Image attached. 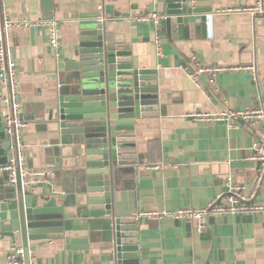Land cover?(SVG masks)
<instances>
[{
    "label": "crops",
    "instance_id": "crops-1",
    "mask_svg": "<svg viewBox=\"0 0 264 264\" xmlns=\"http://www.w3.org/2000/svg\"><path fill=\"white\" fill-rule=\"evenodd\" d=\"M1 1L0 17L17 22L7 30L6 44L17 69L22 115L29 123L21 137L23 169L48 172L31 186L38 198L64 203L65 211L72 212L86 190L79 130L73 123H59L52 109L61 88H70L71 72L61 65L71 59L82 27L102 23L110 37L130 46L140 67L156 69L160 98L157 115L135 120L136 159L121 167L113 182L117 214L205 208L229 192V183L249 202L264 203V167L251 159L254 141L264 139V119L255 127H237L233 121L193 116L264 103V15L245 10L256 0H213L208 24L198 21L192 32L187 24L182 37L137 19L158 13L159 0ZM23 20L58 22L60 59L49 43L48 28ZM195 63L255 64L258 80L247 70H231L208 85L206 76L195 80L189 75ZM6 92L0 82V95ZM2 102L0 96L4 118L9 108ZM13 154L11 148L9 157ZM139 222L141 264H264L262 212L216 214L201 232L193 221L171 216L141 217ZM105 227L107 221L91 219L97 239L85 251L67 249L61 240L40 243L30 249L31 264H107L101 240ZM13 249L0 246V264H8Z\"/></svg>",
    "mask_w": 264,
    "mask_h": 264
},
{
    "label": "water",
    "instance_id": "water-1",
    "mask_svg": "<svg viewBox=\"0 0 264 264\" xmlns=\"http://www.w3.org/2000/svg\"><path fill=\"white\" fill-rule=\"evenodd\" d=\"M158 13L161 26L182 37L187 24L191 32L198 21L208 24L213 0H159ZM61 67L71 72L70 88H61L52 114L79 130L86 190L76 210L68 212L64 203L51 204L24 187L18 162L14 184L8 172H0V246L23 248L27 264L30 249L43 242L61 240L74 252L89 250L97 239L91 219L99 218L107 221L101 238L107 264H141L139 219L117 214L113 182L121 167L136 159L135 120L158 114L157 71L140 67L130 46L110 37L102 23L82 27L71 59ZM11 148L16 154L17 137L6 132L0 116V165L8 163Z\"/></svg>",
    "mask_w": 264,
    "mask_h": 264
},
{
    "label": "built area",
    "instance_id": "built-area-1",
    "mask_svg": "<svg viewBox=\"0 0 264 264\" xmlns=\"http://www.w3.org/2000/svg\"><path fill=\"white\" fill-rule=\"evenodd\" d=\"M245 10L251 11L258 15H264V0H256L255 5ZM139 21L153 22L158 28L161 16L157 12H149L137 17ZM27 24H39L48 28V38L50 45L55 49L57 59L61 57L60 37L58 31V22L56 20H41V21H27ZM17 22L9 17H0V82L2 86L7 89L3 96V102L9 108L8 113L3 118L6 132L15 134L17 137V153L9 158L7 164L0 165V172H8L10 174L11 183L16 182V163L21 166L22 182L24 187H31L41 181V178L48 174L44 170H25V152L21 143V137L24 130L29 123L24 119L21 109V101L19 96V81L17 75L16 65L10 56L6 44V33L10 27H13ZM157 46L160 45V35L157 33ZM231 70H247L250 72L254 81L258 80L257 67L255 64L245 66H225V65H200L195 63L188 71L189 75L197 80L198 76L204 75L207 77L208 85H216L217 76L219 73ZM193 116L208 118L210 120H228L233 121L238 127L240 123H246L250 127H255L260 120L264 119V103L260 107H246L242 110L230 109L216 115L207 113H197ZM252 149L254 154L251 159L259 161L264 167V139H256L253 143ZM229 192L220 195L215 203L210 204L205 208H182L172 213L145 211L139 212L135 215L137 219L141 217L163 218L171 216L176 220L193 221L198 232H201L207 224L210 217L216 214L225 213H248V212H262L264 213V203H252L240 191L239 187H234L231 183L228 184ZM8 264H27L26 253L23 248H15L8 254Z\"/></svg>",
    "mask_w": 264,
    "mask_h": 264
}]
</instances>
